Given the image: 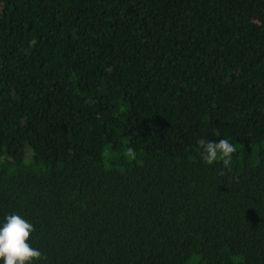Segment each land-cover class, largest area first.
Listing matches in <instances>:
<instances>
[{"label": "trees", "instance_id": "1", "mask_svg": "<svg viewBox=\"0 0 264 264\" xmlns=\"http://www.w3.org/2000/svg\"><path fill=\"white\" fill-rule=\"evenodd\" d=\"M12 213L35 264H264V0H0Z\"/></svg>", "mask_w": 264, "mask_h": 264}, {"label": "clouds", "instance_id": "2", "mask_svg": "<svg viewBox=\"0 0 264 264\" xmlns=\"http://www.w3.org/2000/svg\"><path fill=\"white\" fill-rule=\"evenodd\" d=\"M236 152V146L229 139L221 138L203 143L200 156L208 165L222 163L227 167ZM128 155L135 159L133 150L129 149ZM32 232V223L19 214L5 216L0 222V264H35L36 261L42 260L44 254L30 243Z\"/></svg>", "mask_w": 264, "mask_h": 264}]
</instances>
